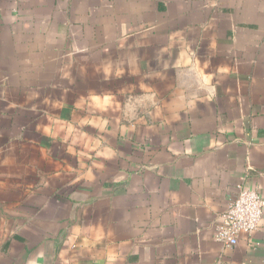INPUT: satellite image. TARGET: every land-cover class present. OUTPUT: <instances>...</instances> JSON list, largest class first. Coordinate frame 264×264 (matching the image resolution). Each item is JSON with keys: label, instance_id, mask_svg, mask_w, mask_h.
Listing matches in <instances>:
<instances>
[{"label": "crops", "instance_id": "1", "mask_svg": "<svg viewBox=\"0 0 264 264\" xmlns=\"http://www.w3.org/2000/svg\"><path fill=\"white\" fill-rule=\"evenodd\" d=\"M264 200V0H0V264H264L215 238Z\"/></svg>", "mask_w": 264, "mask_h": 264}, {"label": "built area", "instance_id": "2", "mask_svg": "<svg viewBox=\"0 0 264 264\" xmlns=\"http://www.w3.org/2000/svg\"><path fill=\"white\" fill-rule=\"evenodd\" d=\"M263 215L264 200L261 195L239 184L235 198L219 218L214 238L226 247L235 246L242 235L257 230Z\"/></svg>", "mask_w": 264, "mask_h": 264}]
</instances>
